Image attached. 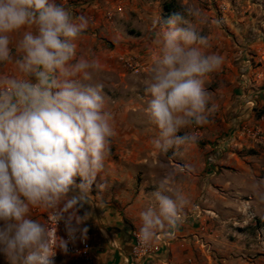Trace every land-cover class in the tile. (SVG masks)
Returning a JSON list of instances; mask_svg holds the SVG:
<instances>
[{
    "label": "clouds",
    "instance_id": "clouds-1",
    "mask_svg": "<svg viewBox=\"0 0 264 264\" xmlns=\"http://www.w3.org/2000/svg\"><path fill=\"white\" fill-rule=\"evenodd\" d=\"M208 23L200 9L182 6L155 34L144 116L158 131L152 142L162 154L183 156L199 142L195 129L217 109L207 81L223 57L208 51L209 37L197 26ZM88 27L86 16L55 0H0V65L14 63L19 73L0 74V253L8 264H55L56 250L66 253L77 232L87 238V227L79 226L88 214L78 216V205L91 202V184L104 172L117 135L99 60L77 57ZM167 175L173 180L175 173ZM155 186L152 202L138 213L143 248L161 234L174 236L191 203L168 180ZM251 190L264 204V179ZM33 208L47 209L55 229L33 219ZM61 220L68 240L57 235Z\"/></svg>",
    "mask_w": 264,
    "mask_h": 264
},
{
    "label": "crops",
    "instance_id": "crops-1",
    "mask_svg": "<svg viewBox=\"0 0 264 264\" xmlns=\"http://www.w3.org/2000/svg\"><path fill=\"white\" fill-rule=\"evenodd\" d=\"M89 1L55 0L71 9L74 15L89 19L87 31L77 41V57L94 56L99 60L101 74L115 73L119 57L129 52L140 54L136 48L139 42L135 37L122 35L121 22L106 16L114 14L100 10L96 0L92 3L95 5L86 8ZM12 47L16 56L15 42ZM4 73L19 75L14 63L0 65V74ZM102 93L107 109L113 113L117 135L110 161L106 160L104 172L98 173L91 184V202L82 207L78 205V216L88 214V219L79 226L88 229V264H248V237L242 229L247 227L248 215L255 217L250 205L257 199L251 190L252 183L232 176L241 164L234 163L235 153L227 147L230 139L225 129L230 121L222 125V112L216 116L213 113L208 131H204L205 134L196 131L199 137L205 136L203 147L191 145L183 156L174 154L173 150L162 154L152 142L158 131L144 116L150 97L146 93L144 97L136 94L134 100L128 102L125 113L119 109L122 101L103 90ZM169 171L175 173L173 180L168 178ZM162 178L190 198L185 223L170 236L169 247L162 248L152 259H133L131 234L139 230L138 213L152 202L150 196ZM76 182L79 184L80 179ZM32 211H36L44 223L51 215L44 208ZM66 233L64 223L58 229V236L64 238ZM54 262L79 264L60 249L56 250Z\"/></svg>",
    "mask_w": 264,
    "mask_h": 264
},
{
    "label": "rangeland",
    "instance_id": "rangeland-1",
    "mask_svg": "<svg viewBox=\"0 0 264 264\" xmlns=\"http://www.w3.org/2000/svg\"><path fill=\"white\" fill-rule=\"evenodd\" d=\"M92 3L90 0L86 8L95 5ZM166 4L172 7L171 13L164 11ZM96 6L113 13L106 16L121 22L120 33L139 42L136 48L140 54L126 53L117 60V72L101 74L103 91L122 101L119 109L125 113L136 94L144 97L143 83L157 51L154 40L158 28L169 16L182 12V6L196 7L209 18L208 24L197 26L209 37L208 51L223 57L221 68L208 78L207 88L214 103L221 106L214 116L222 112L221 124L230 121L225 129L230 139L227 147L235 153L234 163L241 164L232 176L249 183L264 179V0H96ZM127 59L132 60L135 70L126 67ZM209 125L195 131L205 134ZM204 137L194 145L203 147ZM250 207L255 217L248 215L247 227L242 229L248 237L246 259L248 264H264V204L255 201ZM31 216L44 223L36 211L31 210ZM0 264H8L2 253Z\"/></svg>",
    "mask_w": 264,
    "mask_h": 264
},
{
    "label": "built area",
    "instance_id": "built-area-1",
    "mask_svg": "<svg viewBox=\"0 0 264 264\" xmlns=\"http://www.w3.org/2000/svg\"><path fill=\"white\" fill-rule=\"evenodd\" d=\"M126 67L130 70H135V65L133 64L131 59H127L125 62ZM47 223H51L53 228L55 229V219L50 215L47 217ZM64 224V221L61 220L57 225V235H58V229ZM132 240H133V246L131 249V258L133 259H152L155 254H157L162 248L169 247L171 242V237L165 234H161L158 237V240L153 243V245L150 248H143L140 246L138 238H137V232H132ZM65 240H68L67 233L65 234L64 238ZM74 262L79 264H88L90 262V242L89 239H81L80 233H76V239L75 241H69L68 242V251Z\"/></svg>",
    "mask_w": 264,
    "mask_h": 264
},
{
    "label": "trees",
    "instance_id": "trees-1",
    "mask_svg": "<svg viewBox=\"0 0 264 264\" xmlns=\"http://www.w3.org/2000/svg\"><path fill=\"white\" fill-rule=\"evenodd\" d=\"M171 6L170 5H168V4H166V5H164V11L166 12V13H171ZM169 17H171V16H169Z\"/></svg>",
    "mask_w": 264,
    "mask_h": 264
}]
</instances>
